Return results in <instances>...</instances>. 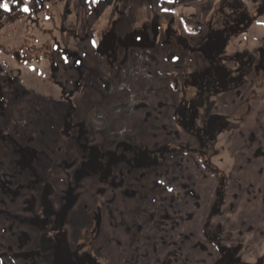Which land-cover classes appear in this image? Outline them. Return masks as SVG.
Here are the masks:
<instances>
[{
	"label": "rangeland",
	"instance_id": "374dc122",
	"mask_svg": "<svg viewBox=\"0 0 264 264\" xmlns=\"http://www.w3.org/2000/svg\"><path fill=\"white\" fill-rule=\"evenodd\" d=\"M231 1L232 7L237 4L236 0H8L10 11L0 7V94L6 93V98L0 99V135L7 138L5 144L10 148L19 147L21 143L15 136L18 138L29 130L39 133L32 144L42 147L38 142L43 133L38 132V125L42 126L47 120V113L59 111V106L64 104L63 96L73 88L76 78L71 61H75L78 86L87 85L93 72L98 74L93 83L100 79L107 86L103 90L99 84V94L88 90L90 84V88L84 90L74 89L68 102L64 99V106L68 107L60 115L62 121H54L47 130V137L51 139L59 132L58 126L63 125L64 132L60 127L64 135H61V145L76 142L77 127L85 128L89 134L90 129L86 128L93 123L74 118L76 108L80 114L81 102L89 98L100 102L111 99L113 111L106 113L99 109L98 119L103 132L109 125L114 128L115 134L111 133L114 136L107 134L106 137L115 140L125 137L128 126L129 135L138 121L146 118L145 111H150L149 120L144 121L145 127L140 130L146 131L147 126L148 133L142 138L147 148L158 146L163 137L193 147V137L179 125L174 111L183 99L188 105L191 101L201 114L212 111L214 105L218 112L233 108L238 102L233 99L236 94H217L215 85L221 86L216 82L217 75L239 79L237 85L231 83L228 89L237 88L240 103L249 107L244 114H238L236 128L220 133L215 144L207 149L204 164L216 174H205L201 165L189 172L159 169L163 184H176L178 178L179 189L184 181L193 177L197 184L193 185L192 199L199 207L189 210L184 218L178 217L179 212L172 220L165 217L166 226L144 246L133 250L127 247L131 240L128 220L137 201L109 187L106 193L97 194L96 187L99 191L105 187L99 180L100 173L99 177L95 175L99 172L97 162L87 164L80 159V153L76 155L72 151L69 157L65 152V157L75 161L74 166H64L55 157V146L50 145L45 152L46 161L41 165L33 163L25 169L27 173L15 174L13 164H0V180L13 174L15 183H28V190L21 188L20 202L0 203V208L4 209L0 214V252L4 254L1 260L19 264H164L172 254L173 263L168 264H223L216 262L220 257L214 242L216 235L218 245L229 246L235 255L232 261L231 251L227 249L225 264H264V78L253 74L252 70L242 76L237 69L235 73L215 67L217 62L224 61L225 54L221 52L242 48L253 50L258 55L256 58L264 61V13L255 14L253 24L242 31L244 27L233 21L240 16L232 14ZM247 1L252 2V7L260 2ZM25 6L27 11L22 10ZM247 18L243 17L245 24H249ZM191 36L193 39L189 41ZM135 54L140 56L131 58ZM193 60L198 61L200 67L194 69L198 64ZM115 66L120 72H114ZM259 73L264 77V68L259 69ZM187 76L196 88L183 83ZM241 77L243 83H240ZM173 78L175 80L171 81ZM209 92L216 95L209 97ZM220 100L227 107L220 108ZM91 102L88 101L83 116L91 117L88 112ZM136 103H145L146 107H133ZM197 126L196 121L188 123L186 130L193 131ZM2 129L6 130L2 132ZM41 131L46 132V128ZM81 140L78 136V145ZM97 140H101V136ZM112 143L111 140L108 147ZM2 145L0 143V148L4 150ZM5 155L0 152V157L5 159ZM110 158L109 167L116 161L114 156ZM100 168L106 172L107 166L102 164ZM17 170L20 169L17 167ZM199 174L205 175L203 180L198 179ZM152 178L150 174L141 181L146 191L154 188ZM42 179L48 182L46 190ZM136 180L138 177H127V184ZM201 181H205L204 184L198 185ZM71 185L78 191L84 186L83 199L77 200ZM57 188L65 189L59 194L64 196V203L55 198L51 200L58 195L52 194ZM186 193L190 196L187 190ZM41 195L45 197L39 210L38 205L36 209L20 210L28 204L25 199ZM183 196L179 192L172 200ZM2 199L5 200L0 189ZM217 200L218 213L213 203ZM77 201L78 210L73 211ZM102 203L106 206L101 210L100 227L93 226L98 218L95 211ZM145 217L146 213L142 218ZM31 225L36 229L28 228ZM17 226L21 229L18 233L15 232ZM17 238L20 247L15 241Z\"/></svg>",
	"mask_w": 264,
	"mask_h": 264
},
{
	"label": "flooded vegetation",
	"instance_id": "af4514ba",
	"mask_svg": "<svg viewBox=\"0 0 264 264\" xmlns=\"http://www.w3.org/2000/svg\"><path fill=\"white\" fill-rule=\"evenodd\" d=\"M236 1H237V4L233 7H232L233 2L231 1V7H232L231 12L233 15H239L240 17L238 20H236V18L233 19V21H237V23L241 24V26L244 27V28H241V30L245 31L255 21L254 17H253L255 14L264 13V0H260V2H258L257 5L254 7H252L253 6V4H251L252 2H249L247 0H236ZM248 2L251 4V7H252V13L251 14H250V11H248V4H247ZM243 17H248L246 20H248L249 24L244 23L245 20H243ZM221 19L222 18H220V20ZM211 20H213V19H211ZM221 22H223V20H221ZM192 39L193 38L191 36L189 38V41H191ZM221 54H225L224 61L223 62H217V64L215 65L216 68L225 69L226 72L235 71V73H236V69H237V70H239V73H242V76L245 75L244 74L245 72L252 70L253 74H259L262 78H264L259 73V69L264 68V61L260 57L256 58V57H258V55L255 54V52H253V50L248 51L245 48H242L241 51L235 49V50L221 52ZM226 55H228V56L226 57ZM135 56L138 57L140 55L135 54L131 58L135 59L136 58ZM190 58L192 59V57H190ZM99 59H101V58H99ZM137 60H138V58L136 59V62H137ZM194 62H196V61H194ZM196 63L198 65L194 69H197V67H200L199 62L197 61ZM135 65H133V66H135ZM70 67H72V69L74 70V73H75L74 78H76V80L73 82V88L70 89V92L67 91L65 93V95L63 96L62 101L64 102V104H65L64 99L67 102H68L67 99H69V100L72 99L71 95L74 93L73 92L74 89L79 90L81 88L83 89V88H90L91 87V89H88V90H93L94 92L96 91L97 93H99L97 91V89L98 90L100 89V87H99V84H100L101 88L103 90H105V87L107 86V84L104 81L99 79V80H97V83H95V84L93 83V81H95L98 78V74H96V72L92 73L89 82L87 81V83H88L87 85L82 84V85L78 86L75 61H71ZM107 67H108V65H107ZM245 67H247V68L245 69ZM118 68L120 70V67H118ZM81 72L83 73V70ZM114 72H120L116 69V66H115ZM88 73H86V74H88ZM143 76L144 75L142 74V78H143ZM174 80H175V78H173L171 81H174ZM217 81L221 84V86L215 85L217 87V94H221V92H224V93L228 92V94H232V95L236 94L235 96H233V99H235V101H238V102H236L233 105V108L231 107L230 110L225 111V112H218L216 105H214L212 107V111H210V112L205 111V113L201 114L200 112L197 113V111H196L197 107L193 103H191V101H190V104L188 105V103H186L185 99H183L180 103H178L177 107L175 106V108H174V111L177 115L176 120H178L179 125L182 127V129L184 131L188 132V134H191V136L193 137V141H192L193 147L186 145V144H183V143H180V142L176 144V142H174V143L172 142L171 138H169V137L164 138L163 137L158 146L147 148L148 144H146L142 139L144 137V134L148 133L147 126H146V131H140V130H142L145 127L144 121L146 120V122H147L149 120L150 113H151L150 111L149 112L145 111L144 115L147 113L145 116L146 118L139 120L138 123L135 125L134 129H132L129 132V135H128L129 126L125 128L126 132L124 134L125 137L123 139L115 140L114 138H108V137H106L107 134H108V136L109 135L114 136V134H115L114 128L109 125L108 129L105 132H103V130L100 129V124H99L100 121L98 119L99 118L98 110L99 109L104 110V112H106V113L108 110L113 111L112 107L110 108V105H111L110 100L111 99L106 98L100 102L99 100H97L95 98H89V100H92L90 106L88 107V112H89V114H91V117L89 118V117H87V115L83 116V113L85 111V108L88 105L89 100H87V101L83 100L81 102L82 108L79 109L80 114L77 113V108H76V111L74 113L75 120H84L87 123H89L91 121L94 124V125L91 124L90 128H89V125L86 128V129H90L89 134L86 133L85 128L77 127L79 129L78 130L75 127L76 130L74 132L77 135L76 142L71 141L67 145H61L62 140H63L62 137L64 135L62 134V132L60 133V127L63 128V125H60V126H58L59 132L57 133V135L54 134V136H52L51 139H49L47 137L48 128L54 123V121H58V120L60 121L61 120L60 115L63 114L66 111V108L68 107V106H64V104H62L59 106L58 112H55V113L52 112V113H50V115H49V113H47V115H48L47 120L43 121L42 126L38 125V128H37L38 132L43 133V135H41V136H43L41 138V141L38 142V143H40V146L42 145L41 148L35 146V144H32L35 135H38L39 133H36L34 130H33V132H31L29 130L26 133H22L21 135H18L19 139L16 138V136H15V139L17 141H20L21 144L19 145V147L15 146V145H12L11 148L9 147L11 149V152H12V157H9L7 162L3 161L4 158L0 157V164L3 165V164H8V163L10 164L11 163L14 165V166L13 165L11 166V168H13V169L14 168L17 169V167L19 166L18 168L20 170H13L12 171V172H15V174L27 173L25 169L27 167H29L30 165H33V163L41 165L42 161H46L45 160V157H46L45 152H47L46 149H48V147L50 145L55 146L56 154L59 153V156H57L55 154V157H58L59 159L57 161H60L64 166H66L67 164L68 165L70 164V166H74L75 161H72L70 159H66V157H65V152H67L68 157H69L70 155H72V151H75L76 155H78L80 153V159L83 160L84 162H86L87 164H93V163L97 162L99 172L95 173V175H97L99 177V173H100L99 180L105 184V187H101L100 191H99L98 187L95 188V191L97 194L99 192L106 193V190L109 187V188H113L115 191H118L120 195L129 196L131 198H134L135 201H137L135 210L132 209L130 211L131 215H130V218L128 220L129 225H130L129 227H131V240L129 242V245H127V247H131V250H133L135 247L141 248L149 240L153 239V237L155 235L154 228H156L154 225L156 223H158L159 221L165 220L164 215L161 214V212H162L161 209L157 208L161 205L158 200L159 199L161 200L163 195H165V189L163 188V182H162L163 177L158 173L159 169L164 168V167H162L161 161L163 160V157H164L163 156V149H164L165 141H169V144H170L169 146H166V152L167 153L175 151L174 150L175 148L185 152L186 149H184V147L188 148L187 152H188V154H190V157H187L188 160H186L187 165H188V168H187L188 172L193 167L201 165L202 169H205V171H206L205 174H209V175H212L211 173L216 174L215 170H213L210 167H207L206 164H204V162L206 161L205 155L208 152L207 149L209 146L215 144V142L219 138L218 135L220 133H222L223 131H232V127L236 128V126H237L236 120H237L238 114L239 113L244 114L246 112V110L249 108L248 106H245L244 103H240L239 91L237 88L228 89V88H231V85H232L231 83H235L237 85L239 79H236V77L234 78L231 76L217 75L216 82ZM216 82H214V83H216ZM243 82H244V80L241 77L240 83H243ZM75 83H76V85H74ZM183 83H186V84L190 83L189 87L196 88L195 85L191 84V83H193V81L189 76L184 78ZM90 84H92L94 86L97 84V87L92 88V85L90 87H88ZM123 85H125L124 82H123ZM115 88H117V87H115ZM224 89H226V90H224ZM63 91H65V90H63ZM99 94H101V93H99ZM113 95L116 96L117 92H113ZM207 95H209V97H211V95L215 96L216 94L213 95L211 92H209V93H207ZM222 95H223V93H222ZM220 101H221L220 108L222 107V105L223 106L225 105L224 107H227L226 104H224L222 100H220ZM245 103H248V101H246ZM31 104H33V103H31ZM104 104H105V106H104ZM132 106L133 107H140V108L146 107L145 103H138V104L136 103L135 105L132 104ZM205 110H206V108H205ZM199 118H200V120H198ZM195 121L198 122V126L196 128H194L193 131L188 130V129L186 130L188 123H194ZM76 123H78V122H76ZM30 125H32L31 127H35L33 124H30ZM112 126H114V124ZM43 127L46 128V132L41 131ZM167 128H169V127H167ZM5 130L6 129H4V130L2 129V132ZM160 131H161V129H160ZM63 132H64V128H63ZM102 133L104 135H102ZM111 133H114V134H111ZM5 135H7V134H5ZM61 135H62V137H61ZM7 136H9V135H7ZM78 136L82 137V140H81L82 143L80 145H78ZM100 136H101V140H97ZM1 137H2V139H1ZM55 137H57V138H55ZM4 139H5L4 136L0 135V143L1 144H3L2 142ZM111 140L113 143L110 147H108V143ZM54 141H56V142H54ZM2 148H3V145H2ZM0 150L2 151L1 148H0ZM100 151L106 152L107 158H104V160H102L99 157ZM122 152L124 154H122ZM110 155H112L116 158V161L113 163V166H111V167H109V163H108V162H111ZM214 155H217V151L214 152ZM148 156H150V157L148 158ZM122 160H124V161H122ZM49 161H52V160H49ZM76 161H78V159H76ZM52 162L55 163V161H52ZM24 164H27V165L25 166ZM102 164L107 166L106 172L101 170L100 167ZM109 168H110V173H109ZM166 169H168V168H166ZM115 170H117V171H115ZM72 171H73V168H72ZM208 171H210V172H208ZM2 173L4 174V173H9V172H3L2 171ZM150 174L153 176V178L151 180L153 182L154 188H151V189L146 191V188L144 186L145 184H141V181H143ZM204 176L205 175H203V174H199L197 177L199 180H203ZM214 176L217 177V175H214ZM127 177H131L132 179H135L138 177V180H136L135 183L127 184ZM13 180H14L13 174H7V175H5L4 179L0 180L1 193L4 195V199H5V200H3V199L0 200V203H4L6 205L9 203H15L16 200L18 202H20L21 201L20 197H22L21 192L23 191V189H24V191L28 190L27 181H26L27 184L26 183L19 184L17 182L15 183ZM35 180L33 181V183L35 182ZM176 181H177V186H178V184H180V181H178V178ZM52 182L53 181H51V184H52ZM69 182L71 183L73 181L71 180ZM95 182H98V178H96ZM202 182L203 181L199 182L198 185L202 184ZM204 182H203V184H204ZM47 183H45V181L42 182V185H46L45 190L47 189V185H48ZM194 184H197V182L193 181V177L189 178L183 182L181 191L179 190V186L177 189H176V187H172V189H171L172 192L170 193V194H177L180 192L183 195L186 193L184 191L186 190L185 188L187 187V192H189V194H190V196L188 195V197L191 201L190 204H192L190 211L192 210V208L194 210H196L197 209L196 207H199V205L195 202V200L192 199L193 196L195 195V192L192 190ZM56 187H57V183H56ZM21 188H23V189H21ZM83 188H84V186H81L79 188V191H78L76 189L75 185H71L72 192H74L76 194L77 200L83 199L82 198ZM142 191H145L146 194L144 195V193H142ZM64 192H65V189L63 190V189L57 188V190L53 189L52 194L56 193L58 195L59 194L61 195V193H64ZM198 192L201 195L203 194L199 189H198ZM68 193H69V190L66 191L65 195L67 196ZM58 195L55 197H52V195H51V197H52L51 200H53L55 198V199L61 200V203H64V199H65L64 196L60 197V195L59 196ZM113 196H115V194H113ZM44 197H45V195H41V197L25 199L28 202V204L26 206H23V209H20V208L19 209L21 211L22 210L26 211L27 208L36 209V205H38L37 209L39 210V208H40L39 204L43 201L42 199ZM111 198L115 199V197L114 198L111 197ZM154 200L157 202L156 208H154V204L152 202ZM75 202H76V200H75ZM192 202H194V205ZM19 205H20V203L18 204V206ZM77 206H78V201L73 206L72 210L77 211L78 210ZM105 206L106 205L104 203H102L98 207V210L95 211L96 217H98V218H97V222H95L93 224V226L97 225L98 227H100V222H101L100 214H102V211H101L102 207L104 209ZM218 206H219V200L214 201V207H217L215 209L216 213H218V210H219ZM3 210H4L3 208H0V214L1 215H2ZM7 210L12 211L9 209H7ZM16 213L20 215V213H18V212H16ZM145 213H146V217L142 218L143 216H145ZM72 223H74V222H72ZM29 227H30V229H33V228L36 229V226H33V225L28 226V228ZM65 227H67V226H65ZM24 228H25V226L23 227V229ZM20 230L21 229L18 226H17V228H15V232H17V233ZM87 233H89V232H87ZM211 233L213 234V232H211ZM91 234H94V233H91ZM214 237H215L214 242L216 243L218 253L220 255V257L217 258L216 262L221 261L223 264H225L224 255L227 254V251H226L227 249H229L231 251L230 259L232 261L235 260V255L233 254V249L230 248L229 246L228 247L219 246L218 240H216L218 237L216 235H214ZM19 240H20L19 238H17V240H15L18 243V247L21 246ZM83 246H84V244L81 245V247H83ZM202 248H203V246H202ZM81 259H82V257H81ZM172 259H173V256L171 254V256L168 257V259L165 261L166 263H164V264L173 263Z\"/></svg>",
	"mask_w": 264,
	"mask_h": 264
},
{
	"label": "trees",
	"instance_id": "16d2710c",
	"mask_svg": "<svg viewBox=\"0 0 264 264\" xmlns=\"http://www.w3.org/2000/svg\"><path fill=\"white\" fill-rule=\"evenodd\" d=\"M2 92H3V90H2ZM5 98H6V93L5 92L1 93L0 94V99H5ZM104 106H105V104H104ZM4 138L5 139L2 142L4 150H2V151L0 150V151H1V153L2 152L6 153L7 156L5 155V159H3V161L7 162L8 158L12 157V152H11V149L9 148V146H7L5 144L6 141H7V138L6 137H4ZM1 139H2V137H1ZM169 145H170L169 141H165L164 149H163V156L164 157H163V160L161 161L162 167L168 168L167 171L170 170V169H178L180 171L187 170L188 165H187V162H186V160H187L186 157H190V154H188V152H184V151L179 150L177 148L174 149L175 151L167 153L166 152V146H169ZM122 154H124V153L122 152ZM99 157L102 160H104V158H107L106 152L100 151L99 152ZM149 157L150 156H148V158ZM122 161H124V160H122ZM14 170H17V169L14 168ZM166 173H165V175H166ZM42 180L45 181L44 179H42ZM164 185L166 187H164ZM176 186H177V183L176 184H172L170 182H165L163 184V188L165 189V195H163L161 200L158 198L159 199L158 201L160 202L161 205L159 207H157V208L161 209V211H162L161 214L164 215V218L167 217L170 220H172V217L175 218L177 216L178 212H179V214H178L179 216L178 217L184 218L185 213H188V211L192 207V204H190L191 201H190V199H189V197L187 196L186 193L184 194V196L181 199L179 198V199L172 200V196L174 194H170L172 192L171 189H172V187H176ZM185 189L187 190V187ZM179 190L181 191V188ZM186 190L184 192H186ZM168 196H170L169 200L167 199ZM152 202L154 204V208H156L157 202L155 200L152 201ZM170 215H173V216H170ZM204 219H206V216H205ZM165 221H167V220L159 221L158 223H156L154 225L156 227V228H154L155 234H158L159 229L161 227L166 226L165 225ZM203 225L205 227V222L203 223ZM179 228H182V227H179Z\"/></svg>",
	"mask_w": 264,
	"mask_h": 264
},
{
	"label": "snow or ice",
	"instance_id": "6c2138e0",
	"mask_svg": "<svg viewBox=\"0 0 264 264\" xmlns=\"http://www.w3.org/2000/svg\"><path fill=\"white\" fill-rule=\"evenodd\" d=\"M13 2H18V0H13ZM0 7H2L4 10L6 11H10V6H9V3H8V0H3V3H0ZM23 11H27V7L25 6L23 9Z\"/></svg>",
	"mask_w": 264,
	"mask_h": 264
},
{
	"label": "crops",
	"instance_id": "0c3cea01",
	"mask_svg": "<svg viewBox=\"0 0 264 264\" xmlns=\"http://www.w3.org/2000/svg\"><path fill=\"white\" fill-rule=\"evenodd\" d=\"M8 227H11V226H8ZM12 229H13V227H12ZM0 247H1V243H0ZM3 251V250H2ZM1 253V255H0V257H2L4 254H3V252H0ZM0 264H19V262L18 261H16L15 263L13 262V261H11V260H9V262H8V260L6 261V260H4V259H0Z\"/></svg>",
	"mask_w": 264,
	"mask_h": 264
}]
</instances>
